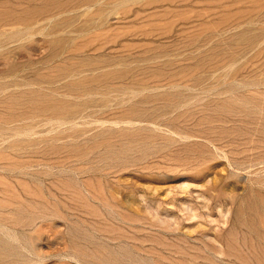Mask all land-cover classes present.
<instances>
[{
	"label": "rangeland",
	"instance_id": "374dc122",
	"mask_svg": "<svg viewBox=\"0 0 264 264\" xmlns=\"http://www.w3.org/2000/svg\"><path fill=\"white\" fill-rule=\"evenodd\" d=\"M0 264H264V0H0Z\"/></svg>",
	"mask_w": 264,
	"mask_h": 264
}]
</instances>
